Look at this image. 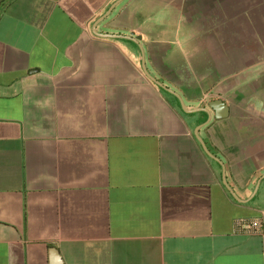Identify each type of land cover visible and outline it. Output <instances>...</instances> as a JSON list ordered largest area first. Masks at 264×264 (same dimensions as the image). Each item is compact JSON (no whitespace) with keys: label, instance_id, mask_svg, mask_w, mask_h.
<instances>
[{"label":"crops","instance_id":"1","mask_svg":"<svg viewBox=\"0 0 264 264\" xmlns=\"http://www.w3.org/2000/svg\"><path fill=\"white\" fill-rule=\"evenodd\" d=\"M0 264H264V0H0Z\"/></svg>","mask_w":264,"mask_h":264},{"label":"built area","instance_id":"2","mask_svg":"<svg viewBox=\"0 0 264 264\" xmlns=\"http://www.w3.org/2000/svg\"><path fill=\"white\" fill-rule=\"evenodd\" d=\"M236 228L247 234H255L261 231L262 222L259 219L240 218L236 222Z\"/></svg>","mask_w":264,"mask_h":264}]
</instances>
